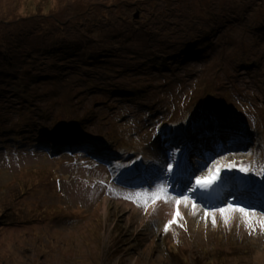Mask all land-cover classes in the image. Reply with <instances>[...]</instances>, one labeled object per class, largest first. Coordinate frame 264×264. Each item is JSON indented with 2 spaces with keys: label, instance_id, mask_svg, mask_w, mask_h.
<instances>
[{
  "label": "rangeland",
  "instance_id": "1",
  "mask_svg": "<svg viewBox=\"0 0 264 264\" xmlns=\"http://www.w3.org/2000/svg\"><path fill=\"white\" fill-rule=\"evenodd\" d=\"M128 1L0 0V264H264L258 223L264 218V0H229L242 12H221L201 58L179 50L173 39L186 36L188 21L200 16L198 0ZM209 7L215 10L212 0L201 10ZM7 12L12 14L5 19ZM231 21L237 23L228 30ZM155 24L164 29L158 27L155 42L184 54L167 59L149 54L143 66L128 64L153 51ZM236 29L246 33L232 37ZM189 38L198 37L194 32L184 40ZM35 41L44 45L36 56L58 57V68L71 59L69 80L57 71L55 82L64 84L58 91L36 93L28 85L45 79L36 74L38 61H30L28 46ZM222 51L227 61L235 58L230 65L221 60ZM90 53L93 60H107L102 64L108 69L101 67L105 77L89 87L76 72L77 62L86 61L82 55ZM185 66L192 76L187 88L181 86L182 102L170 80ZM217 75L220 94L198 103L200 80L206 97ZM248 101L258 108H245ZM7 108L11 121L3 117ZM218 126L239 132L244 142L220 145L209 136L194 147L189 141ZM53 139L61 141L59 152L43 145ZM175 140L185 142L180 148L170 144ZM23 142L28 146L11 149ZM143 143L159 160V175H145L151 161L138 169L148 160H138ZM29 147L33 154L17 152ZM217 168L215 183L194 195L199 173L208 170L211 177ZM126 188L133 194L129 201L122 196ZM156 191L173 214L181 208L175 201L183 202L186 222L181 212L179 228L171 224L164 231L166 224L151 216L158 203L147 208L153 200L148 196ZM229 204L260 210L252 213L253 230L239 211H218Z\"/></svg>",
  "mask_w": 264,
  "mask_h": 264
},
{
  "label": "trees",
  "instance_id": "2",
  "mask_svg": "<svg viewBox=\"0 0 264 264\" xmlns=\"http://www.w3.org/2000/svg\"><path fill=\"white\" fill-rule=\"evenodd\" d=\"M131 1L132 0H130L128 2H130L131 5H133ZM206 1H208V0H198L199 10H200V13H198V14H200V16H198L196 18V21H193L192 19H190L188 21L189 28H190L189 33L186 36L180 34V37L174 36V38H173L175 40V42H177V46L179 45L178 46V48H180L179 50H183L186 48L185 51L187 52V54L190 57L195 56V57L201 58L205 55V47H207V43H208V41L206 40V37H208L207 36L208 32H203L201 34H200V32H202L203 30L208 28V26L211 27L212 29H214V26L217 23H219V20H220L219 16L221 15L222 11L224 14H228V15H236L237 13L242 12L238 9V7L236 8V4L234 1L232 3H230L229 0H212V5L215 7L214 8L215 10L212 11L211 7H209L210 11L204 12V10H201V8L203 7V5ZM140 3H142V2H138L136 5H138V4L140 5ZM221 4L223 5V8H220ZM94 5L96 6V8H105L106 7L104 5H99V4H94ZM31 13H33V12H31ZM10 14H12V13L7 12L6 16H4L5 19L10 18L11 17ZM4 17H1V18H4ZM201 23L203 24V26L202 25L200 26ZM206 23H209V24L206 26ZM197 24H199V25L197 26ZM158 27L160 28L161 31L164 30L162 28V26L155 24V28H154L155 32L153 30V37L150 39L151 40V46L149 48L153 51H148L147 53L150 54L151 56H153V58H161L162 57V58H166V59H167V57H175L176 55L184 54V53L177 54V52L175 54L173 52V50L175 49L174 47L167 48V49H164L163 47L152 49V47H154L155 45H161V46L163 45L161 43L155 42L156 41L155 40V35H156L155 33H157V35H158ZM259 28H260V25H258L257 29H259ZM212 31L213 30H211V32ZM194 32H195V34H197L198 38H189V39L184 40L187 36H189L190 34H192ZM148 33L149 32H147V37L149 38ZM135 37L136 36H134V40H135ZM40 41L44 45H46L49 42V41H47L46 38H43V37L40 39ZM136 41H137V39H136ZM43 44H39L38 41L37 42L35 41L34 43H32L28 47H31L29 50V54H31L30 61H32V60L38 61L37 67H41L40 70H38V72H36V74H45V75H41V78H45V79L37 80L35 83L29 82L28 85H30L31 90L36 92V93L42 92L44 94H47V93H50L51 91H58V89H57L58 85L64 86V84L59 82V81L55 82L56 81L55 77H56L57 71L59 69H61L63 72H65V74L68 75V78H67L68 80L70 79L69 78L70 75H72V73H73V69L69 65V63L71 61L70 57L65 58L64 64L60 68H58L56 65L58 62V60H57L58 57H56V58L45 57L43 59H41L40 57H37L36 56L37 54H35L34 51L36 49L38 51L40 49H42L40 45L44 46ZM180 44L182 45V47L180 46ZM193 49H194V51L192 52ZM220 51H221V46L217 49V53H220ZM33 56H35V57H33ZM82 57H85L86 61L77 62V66L79 69L76 72V74L79 75L78 77H79V81L81 83L86 84V85L89 84L88 86L90 87L91 85H94L95 81H100V79H103L105 77V73L103 72L101 67L104 70L108 69L105 66V64H102L103 61H107V60H103V59L93 60V58H95V55H93L91 53L82 55ZM234 59L235 58H232L229 61H227L228 59H226L223 56V51L221 52V60L226 61V63H228L229 65L231 64V62ZM25 60H27V59H25ZM94 61L99 62L102 66H98ZM122 64L123 65L119 66L120 67V68H118L119 70H123L125 68L126 64H124V63H122ZM19 68L23 69V66L21 65V66H19ZM185 71H186L185 72L186 75H190V77L192 76L190 71H187V70H185ZM216 74L217 73L213 74L212 76H209V75H207V76L213 77ZM220 75L216 76L215 82L209 83V85L212 87L213 91L210 94H208L206 97H203V95H202L203 94V88H202V85L200 83L201 82V80H200L198 87H197V93H196V99L198 100L197 101L198 103L209 102L210 98H216L220 94V93L215 92L217 90V88L219 87L218 83H219ZM26 76L32 77L30 75H26ZM156 77H160V76H156ZM29 79H32V78H29ZM180 85L182 86L181 83H180ZM172 90H173V88H172ZM219 90H222V89L219 88ZM240 94L242 96V92H240ZM232 95L235 96V94H232ZM242 98H244V97L242 96ZM238 99H241V98L239 97ZM178 100L180 101V99H178ZM174 102H176V101H174ZM182 102H184V101H182ZM210 107H214V106H210ZM11 110L12 109L7 108V111H6L7 115L3 116L6 119H8L9 121L13 120V117L10 114H8L9 113L8 111H11ZM73 111H76V107L73 109ZM31 126H32V124L29 125V128H32ZM40 135H39V137L43 138ZM17 140H18V138H17Z\"/></svg>",
  "mask_w": 264,
  "mask_h": 264
},
{
  "label": "bare ground",
  "instance_id": "3",
  "mask_svg": "<svg viewBox=\"0 0 264 264\" xmlns=\"http://www.w3.org/2000/svg\"><path fill=\"white\" fill-rule=\"evenodd\" d=\"M231 20H233V19H231ZM237 22H235V21H231L230 23H228V30H230V29H232L233 28V26L236 24ZM239 23V22H238ZM201 26V25H200ZM203 26V25H202ZM203 28V27H202ZM211 27H208V28H206L205 30H203L202 32H200V34L201 33H203V32H208L207 34V36H211L212 35V33L210 34V32H211ZM128 31H130V30H128ZM239 31H241L242 33H243V35L246 33V31H244V30H239V29H236V30H234L233 31V34H232V37L234 36V34H237V35H239ZM243 37V36H242ZM215 37L213 36V39H214ZM242 39V38H241ZM244 39V38H243ZM163 46V48L164 49H167L168 48V46H166V45H162ZM161 46V47H162ZM143 54H144V59L142 60V61H139V60H134V61H132V60H130V61H128V64H132V65H134V66H140V65H144V63H145V58L146 57H149V54L147 53V52H144L143 51ZM185 70H186V66L184 67V69L182 70V73L181 74H179V75H176V76H173V75H171V80H170V84H174L175 82H179V83H181V84H183L184 85V87L185 88H187V82H188V80L190 79V75H186L185 74ZM154 76H159V75H157V74H155ZM185 77H187V78H185ZM129 86L130 87H132V86H135V85H133V84H129ZM173 88V90L175 91V90H177V87L175 86V84L171 87V89ZM243 90H247V88L245 87V88H243ZM164 92H171V90L170 89H165L164 90ZM173 100L175 101V98H173ZM180 101H181V99H180ZM251 107H254L255 109H257L258 107H256L255 105H254V103H252L251 104V106H250V108ZM22 139H23V135H22V137H21ZM40 138H38V140H39ZM63 140V139H62ZM67 142H68V140H67ZM161 142H163V141H161ZM44 145V147H45V149L47 148V149H51V151L52 152H59L60 151V146H61V141H60V139H59V141H56V139L54 140H46L45 141V143L43 144ZM20 146H28V142H23V143H21L20 145H16V147H20ZM30 146H32V145H30ZM34 147V146H33ZM12 148H14V145H12ZM14 150V149H13ZM42 150V149H41ZM213 153H215V150H213L212 151ZM68 170H71V168H68ZM262 176H263V178H264V174H262ZM167 178V177H166ZM163 179V178H162ZM124 185H125V183H124ZM126 197H129V193H125L124 195H123V199L125 200V201H129V199H127ZM164 203V200H160L159 199V202H158V205H157V207H156V209H155V213L153 214L154 216H156L157 218H158V220H159V224L158 225H164V224H168V222H169V220H174V222L172 223L173 225H175V227H177V228H179L178 226H180L179 225V218L181 217V216H175V214H173L172 213V211L170 210L171 209V207H169V206H167V205H162ZM182 208V209H181ZM181 208H179V212L181 213V212H184V220H185V222H186V214H187V212H185L184 210H183V207H181ZM136 209V208H135ZM177 210V209H176ZM147 218V217H146ZM145 218V219H146ZM175 218V219H174ZM183 220V219H182ZM153 221H150L149 223H152ZM163 232V231H162Z\"/></svg>",
  "mask_w": 264,
  "mask_h": 264
},
{
  "label": "snow or ice",
  "instance_id": "4",
  "mask_svg": "<svg viewBox=\"0 0 264 264\" xmlns=\"http://www.w3.org/2000/svg\"><path fill=\"white\" fill-rule=\"evenodd\" d=\"M169 172L172 171V168L171 166L169 165L168 169H167ZM242 171L244 169H241ZM220 174V169L217 168L216 170V174L211 176V177H207V178H204V177H197L196 178V181H195V187L192 189L193 192L196 191V189L198 188H203V189H207V188H210L216 181V179L218 178ZM137 196H140L141 194L137 193L136 194ZM127 199H133L132 196H129V197H126ZM151 199L153 200H156V199H160V200H165V202H167V200L165 199V197L163 196H159L157 193H152L151 196H150ZM175 203L177 204V206H179V204L181 203V201L179 200H176ZM219 212L221 213H228L229 211L231 212H236V211H239L240 213L243 214L244 218H245V222L247 224V226L249 227L250 231L253 230L254 228V224H253V221H252V213H250L249 211H247L244 207H239V208H236V207H233L231 204L228 205L227 208H220L218 209ZM195 214V212L193 213ZM205 217H208V216H212L213 217V224L215 225V217L213 215V213H210L208 212L207 210L205 211ZM180 212H179V209L177 207V210L175 212V216H180ZM174 222V220H169L168 224L165 225V228H164V231H168L169 230V226ZM228 222V217L227 215H225V223ZM259 223V226H260V230L261 231H264V218L260 219L258 221Z\"/></svg>",
  "mask_w": 264,
  "mask_h": 264
}]
</instances>
